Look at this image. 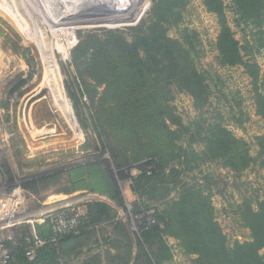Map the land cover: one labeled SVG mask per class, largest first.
I'll return each mask as SVG.
<instances>
[{
    "label": "rangeland",
    "instance_id": "rangeland-1",
    "mask_svg": "<svg viewBox=\"0 0 264 264\" xmlns=\"http://www.w3.org/2000/svg\"><path fill=\"white\" fill-rule=\"evenodd\" d=\"M204 2L188 0L181 22L169 29L168 36L177 39L183 31L192 34L200 51L195 65L203 74L205 89L202 86L195 95L177 77L165 74L158 79L144 74L151 78L138 82L125 78L124 85L110 79L114 84L109 87L85 76L94 104L84 96L85 106L79 109L88 121L82 122L68 90L72 91L71 79L76 77L73 58L86 69L92 50L74 51L88 34L102 40L108 31L119 32L126 43H133V29L147 18L152 0H0V204L8 191L32 177L92 164L100 170L108 168L123 198L121 213L128 217L135 201L131 183L141 172V161L155 157L165 164L168 186L160 202L154 199L147 205L171 221L176 216L174 203L181 204L193 219L206 206L227 250L249 242L244 212L246 207L255 210L264 199V166L257 159L256 144V138L264 135V121L256 115L253 86L243 68L218 63L214 49L218 21ZM220 2L235 38L244 45L249 30L255 28L244 31L234 23L233 0ZM43 51L47 59L40 56ZM139 57L144 58L141 52ZM254 57L262 78L264 49ZM44 62L59 77L66 101L62 112L43 85L48 69ZM117 91L123 98L113 96ZM123 100L131 105L124 106ZM90 115H95L102 132ZM101 143L106 146L104 152L99 151ZM244 149L251 159L247 167ZM5 166L13 174L11 181ZM61 187L54 188L59 191ZM55 189L45 188L40 194L51 198ZM37 208L30 202L29 211ZM8 231H0L1 241ZM164 240L168 264H197L200 254L190 251L193 248L177 227L169 229ZM263 254L264 248L259 251Z\"/></svg>",
    "mask_w": 264,
    "mask_h": 264
},
{
    "label": "trees",
    "instance_id": "trees-1",
    "mask_svg": "<svg viewBox=\"0 0 264 264\" xmlns=\"http://www.w3.org/2000/svg\"><path fill=\"white\" fill-rule=\"evenodd\" d=\"M152 2V8L147 18L139 27L133 29L136 32L133 43H126L119 32L108 31L104 33L103 41L95 35L88 34L74 51L76 54L79 49L92 50V62L89 66L87 65L86 69H83L82 62L78 63V60L73 58L76 77L71 79L70 89L72 91L68 90L74 112L82 122L88 121L87 116L79 109L85 106L84 96L88 97L89 103L94 104V98L89 95L87 84H85V76H89L88 78L96 82L97 85L106 84L109 87L113 86L116 79L124 85L125 78L138 82L139 79L146 80L151 77L158 79V76L165 74L177 77L195 95L201 92L203 74L195 65V62L200 59V51H196L197 46L194 38H191L192 34L183 31L177 39L168 36L169 29L178 26L181 22V11L186 7L188 0H152ZM204 4L209 12L216 15L218 21L219 34L214 48L217 52L218 63L223 67L240 66L243 68L253 86L256 115L264 121V74L261 78L260 67L254 57L256 52L264 49V33L262 31L264 0H233L236 15L234 23L238 27H243L244 31L250 27L255 28L249 30L244 45H241L235 38L220 0H205ZM140 52L144 58L139 57ZM82 55H85V52ZM144 74H150L151 77L146 78ZM110 79L114 80L109 82ZM196 84L198 88L195 87ZM68 87L66 89H69ZM203 89H205L204 86ZM116 95L123 98L118 91L113 94V96ZM129 102V100H123V105H131ZM90 117L93 124L97 125L98 130L102 132L95 115H90ZM109 122L111 124L112 120ZM227 135L229 134L227 133ZM256 144L258 147L257 159L264 166V135L256 138ZM105 149L106 146L101 143L99 151L104 152ZM243 155V163L247 167L251 163L248 149H244ZM148 159L151 161L147 164L142 163ZM144 160L140 164L139 176L131 183L130 191L135 198L131 213L133 216H137L154 209V218L158 224L135 238L136 254L133 264H168L171 260L164 237L173 226L182 233L189 243V248H193L190 251L196 252L194 250L196 249L200 254L197 264H264V254L259 255V251L264 248V199L258 201L255 210L246 207L244 212V224L250 231V241L243 244L236 243L231 250H227L224 245V237L217 224L213 222L206 206H201L199 214H195V219H193L187 216L184 208L180 207L181 204L174 203L176 216H171L173 222L170 220V216L159 213L156 208L147 205L154 199L158 201L163 199L168 182L164 176L165 164L163 162L155 157H148ZM149 166L152 169L150 175H147L145 172ZM19 170H22L21 166H19ZM4 171L11 181L13 179L11 170L5 166ZM26 175L31 176L30 174ZM112 179L108 168L100 170V167L89 164L78 165L66 171H60V173L54 172L32 177L29 181L21 183L19 187L41 201L47 199L40 194L41 190L45 188L54 190L57 186H62L59 191L55 189L54 195H68L80 189H86L91 193L106 196L124 209L123 198ZM156 191L160 194L156 195ZM60 211L69 216H76L75 213L67 210ZM113 219L114 212L109 206L101 202H92L87 205V214L80 216L81 222L77 233L63 236L56 243L50 242L53 235L48 221L45 220L36 227L35 233L38 239L45 241V244L37 249L36 257L32 261H28L25 257V249L28 244L19 243L11 246L9 242L2 241L10 251L11 260L8 264H60L65 244H76L93 225L107 222H111L113 228L112 246L116 250L114 255H109L106 258L107 264H129L133 251L132 242L124 225ZM194 228L196 229L194 230ZM29 232L30 230L27 228L26 234L31 238Z\"/></svg>",
    "mask_w": 264,
    "mask_h": 264
},
{
    "label": "crops",
    "instance_id": "crops-1",
    "mask_svg": "<svg viewBox=\"0 0 264 264\" xmlns=\"http://www.w3.org/2000/svg\"><path fill=\"white\" fill-rule=\"evenodd\" d=\"M130 195L134 197L131 192ZM30 202L36 204L38 208L29 211L28 207ZM92 202H101L109 206L114 212L113 220L121 222L124 225L133 246L129 262V264H133L136 254L135 238L137 235L132 232L127 217L122 215L121 212L123 209L115 202L109 200L106 196L91 193L86 189H80L68 195H55L43 201L26 193L23 205V216H26V220L20 225H17L18 227L16 226V228L9 229L10 231L4 233V236L1 238L9 242L11 246H15L19 243L29 244L33 238V234L36 233V227L43 223L42 216L44 214L50 211L67 210L78 216H85L87 214V205ZM47 203L48 205H45ZM23 223L26 224L24 227H22ZM26 226L30 230L29 233L32 235L31 238L26 234ZM112 232L113 228L111 222L93 225L76 244L69 243L63 246L60 264H107L106 258L116 253L114 246H112Z\"/></svg>",
    "mask_w": 264,
    "mask_h": 264
},
{
    "label": "built area",
    "instance_id": "built-area-1",
    "mask_svg": "<svg viewBox=\"0 0 264 264\" xmlns=\"http://www.w3.org/2000/svg\"><path fill=\"white\" fill-rule=\"evenodd\" d=\"M149 161H151V159L144 160L142 163L147 164ZM151 169V166H149L145 173L150 175ZM8 192L9 193L2 197L3 208L0 207V231L12 229L26 220V216H23V205L25 202L24 191L20 187H16ZM2 204H0V206ZM45 220L48 221L53 235L50 240L52 243H56L63 236L77 233L78 226L81 222L80 216H69L61 211H50L44 214L42 216V221L44 222ZM127 220L132 232L137 236L142 232L149 231L153 226L158 224L154 218V209H150L137 216L129 214ZM44 244L45 241L38 239L37 236L33 234L32 240L25 249V257L27 260H34L37 249L41 248ZM10 260L9 249H7L0 240V264H8Z\"/></svg>",
    "mask_w": 264,
    "mask_h": 264
},
{
    "label": "bare ground",
    "instance_id": "bare-ground-1",
    "mask_svg": "<svg viewBox=\"0 0 264 264\" xmlns=\"http://www.w3.org/2000/svg\"><path fill=\"white\" fill-rule=\"evenodd\" d=\"M4 1V0H3ZM2 2V1H1ZM44 4V3H43ZM1 5V4H0ZM3 8V7H2ZM15 8V7H14ZM18 8V7H17ZM7 9V8H6ZM10 9V8H9ZM11 10H12V8H11ZM44 10H45V8H44ZM5 11V10H4ZM8 12V11H7ZM8 14H10V13H8ZM38 44V43H37ZM40 44V43H39ZM38 44V45H39ZM44 49L45 50H48V49H46V46H44ZM50 52V51H49ZM41 55L40 56H42V57H44L45 56V52L43 51V53L42 52H39ZM44 58H46V57H44ZM43 58V59H44ZM47 59V58H46ZM50 59V58H49ZM45 60V59H44ZM47 61V60H46ZM45 63V62H44ZM45 65H46V67H48V69L46 68V75H45V78H44V80H43V85L44 86H46L48 89H49V92L51 93V95L53 96V98H54V100H55V102L57 103V108L60 110V112H62L61 111V109H63V106H66V104H65V99L63 98V96H62V93H61V86H60V82H59V77L56 75L55 76V71H53L51 68H50V66H48L49 65V63H45ZM40 83V82H39ZM55 103V104H56ZM66 113V112H65ZM62 115H64L63 113H61ZM65 116V115H64ZM68 118V117H67ZM64 119H65V117H64ZM61 133V132H60Z\"/></svg>",
    "mask_w": 264,
    "mask_h": 264
}]
</instances>
